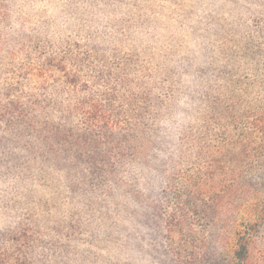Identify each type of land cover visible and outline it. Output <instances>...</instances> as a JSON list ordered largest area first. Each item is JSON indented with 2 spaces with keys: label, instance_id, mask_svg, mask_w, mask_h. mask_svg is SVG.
<instances>
[{
  "label": "trees",
  "instance_id": "16d2710c",
  "mask_svg": "<svg viewBox=\"0 0 264 264\" xmlns=\"http://www.w3.org/2000/svg\"><path fill=\"white\" fill-rule=\"evenodd\" d=\"M0 264H264V0H0Z\"/></svg>",
  "mask_w": 264,
  "mask_h": 264
},
{
  "label": "rangeland",
  "instance_id": "374dc122",
  "mask_svg": "<svg viewBox=\"0 0 264 264\" xmlns=\"http://www.w3.org/2000/svg\"><path fill=\"white\" fill-rule=\"evenodd\" d=\"M4 198L2 197V195L0 194V233H4V229L7 226V212L8 209H3V205H4Z\"/></svg>",
  "mask_w": 264,
  "mask_h": 264
}]
</instances>
